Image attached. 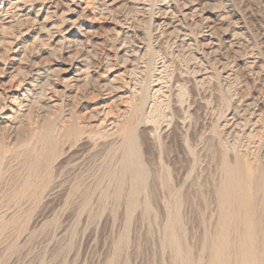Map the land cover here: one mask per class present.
<instances>
[{"label": "rangeland", "instance_id": "1", "mask_svg": "<svg viewBox=\"0 0 264 264\" xmlns=\"http://www.w3.org/2000/svg\"><path fill=\"white\" fill-rule=\"evenodd\" d=\"M6 1L14 0H0V117L14 115L13 122H21L14 133H9L7 127L0 128V145L10 148L4 153L0 201L5 208L11 206L17 211L14 216H0V249L6 253L5 258L15 253L14 264H208L210 236L207 234L212 231L213 223L209 218L210 206L197 193L193 205L182 207L185 213L192 210V218L182 221L181 230H174L184 235L186 252H181V258L171 248L159 249L157 239L163 231L159 220L154 218V207H150V218L144 215V207L124 218L117 203L104 200L100 206L105 211L97 216L100 223L94 221L97 217L87 219L88 210L80 216L74 210L77 205L66 197L65 182L67 170L79 161L80 171L92 169L87 181L94 180L95 166L100 161L88 152H78L72 163L57 173L63 183L61 188L65 187L56 199L39 204L26 197L9 200L7 194L24 170L22 156L26 154L21 145L28 133L39 131L55 115L84 114L98 103L109 117L120 119L128 111L129 115L135 104H140L138 100L145 90L148 102L156 104L150 118H165L172 113L175 103L186 111L189 106L186 97L194 95L189 91L191 82L197 77L204 78L205 86L196 93L197 103L181 114V118L196 124L205 134L210 129V139L224 128L228 110H236L239 126L257 120L264 127V0H108L104 5L95 0H78L76 8L73 0H52L45 7L42 0H26L29 4L24 10L28 17L47 11L48 26L54 28L52 35L40 42L34 41L38 38L36 31L26 32L25 26L10 16L11 11L8 15L3 12ZM61 18L70 23L62 25ZM205 18L210 23L209 30ZM33 24L29 22L27 26ZM71 65L76 68L72 74L78 68L82 70V83L75 84L69 80L70 76L66 77ZM181 75L188 83L179 82L176 89H171L170 80ZM156 81L160 84L163 81L158 97L150 91ZM102 84H108V95L100 92ZM64 86L66 91L61 94ZM81 103L86 110L80 111ZM123 123L120 120L119 127ZM155 145L148 144L151 154L164 158L165 144ZM107 183L110 182L105 179L101 188H107ZM121 237L124 242L114 246V240ZM0 258L3 264L6 260Z\"/></svg>", "mask_w": 264, "mask_h": 264}, {"label": "bare ground", "instance_id": "2", "mask_svg": "<svg viewBox=\"0 0 264 264\" xmlns=\"http://www.w3.org/2000/svg\"><path fill=\"white\" fill-rule=\"evenodd\" d=\"M95 1L104 5L108 0ZM50 2L52 0H42L41 4L44 6V4L48 5ZM72 3L75 6L78 0H73ZM28 4L29 2L26 0L6 1L2 10L6 15L10 14L11 11L10 16L23 24L26 32L30 29L36 31L38 38L34 41L40 42L44 37H50L54 28L51 25L48 26L50 18H48L47 11L38 12L34 18L28 17L24 10V7ZM195 11L196 9L193 10V13ZM43 14H45L44 17ZM193 15L191 16L193 17ZM36 18H39L40 21H37ZM204 21L209 30L210 23L208 19L205 18ZM29 22H33L34 27L27 26ZM60 22L62 25L70 23L63 18ZM119 34L120 32H118ZM176 41L175 39L174 43ZM73 65L69 66L70 68L66 70L65 75L66 77L70 76L69 80L75 84L82 83V70L78 68L77 73L72 74L76 69L72 67ZM182 76L176 78L174 76L169 82V87L171 89L175 88L179 82L188 83L183 80L184 77ZM100 78L103 77L100 76ZM111 82V80L108 81V83ZM203 83H205L204 78H195L189 87V91L194 95L188 96L191 99L186 97L189 100L186 111L179 107L181 104L175 103L172 106V113L165 116V118L162 115L159 119L150 118L156 104L151 105L148 102L147 90L142 92L140 99L138 98L140 104H135L131 108L130 114L128 115V111L120 119L109 117L108 112H104L102 105L99 103L84 114L74 112L59 117L55 115L52 122L49 121L48 125L41 127L37 132L28 133L25 141H23L21 147L25 149L26 154L22 156L24 157V160L22 159L24 170L14 180V184H12L14 188L10 189L12 191L7 194V197L10 198L9 200L12 197H26L31 199V202L33 200V202L39 204L56 199L57 193L64 191L63 188L65 187L64 185L61 188L63 183L60 181V174L57 173L70 165L72 163L71 159L78 152H88L92 158L100 161L99 165L95 166L94 180L91 183L87 181L91 176L92 169L90 171L86 170L87 172L80 171L79 161L78 163L73 162L71 168L67 170V183L65 182L68 194L66 197L74 206L77 205L74 210L78 214L80 213V216L88 210L90 212L88 213V220L91 221L97 216L99 217V214H103L105 211L104 206L102 209V206H100L104 200H111L114 205L117 203L124 218L131 217L140 207L145 208V210L143 208L144 215L150 218V207H154L156 209L154 218L159 220L160 230L163 231L162 237L159 236L157 239L159 249L163 251V248H171L175 255L181 258V252H186L183 248L184 235L182 233L176 234L174 230H181L182 221L192 218V210H187L188 212L185 213L182 207L183 205L192 204L197 193V196L200 195L201 199L204 198L205 203L210 206V209L208 208L210 214L209 212L208 214L210 221L213 223L212 231L207 234V236H210V259L208 264H264V148L262 151V147H264V139L262 138L264 127L260 126L257 120L245 124L243 127L239 126L236 124L238 122L235 119L236 110H226L224 128L221 132L219 130V134L210 139V129L205 134L204 131L197 129L196 124L192 125V123H188L184 118H181V114L187 113L197 103L196 93H199L198 89L202 87ZM161 84L158 81L152 83V86L149 84L150 91L153 93L152 96L155 97V95L160 94ZM108 88V84H102L100 92L108 95ZM62 91H66L65 86L61 89V94ZM20 95L22 94L20 93ZM165 97H168V95ZM82 105V103L79 104L80 111L86 110ZM49 107L51 106L49 105ZM11 114L13 113L11 112ZM2 115L0 117L1 130L4 129L3 127H7L5 129L8 132L10 131L9 133H14L21 121L13 122L14 115ZM122 119L124 123L119 127ZM118 127L120 131H118ZM183 134H185L184 137ZM176 135L180 137L174 139ZM158 142L164 143L166 148V155L164 154L165 156L162 159L156 158L154 153L152 155L148 149V144H156L155 146H157L159 145ZM1 145L0 183H2L5 173L2 167L5 165L4 153L8 149H4L5 146L2 147ZM173 152L176 154L175 157ZM87 169L89 170L88 167ZM11 178L13 177L11 176ZM105 179L110 183H107L108 187L103 189L101 185ZM93 182H98L99 185L93 187L91 185ZM0 210V216H3V218L9 215L14 216L17 212L14 207L5 208L1 201ZM98 217L94 220L95 222L99 221ZM168 230H171L170 233L167 232ZM123 239L121 237L114 240V246L124 242ZM7 246L15 248L13 245ZM5 254L0 249V257L5 258ZM14 254L8 255L3 264H14L16 261L13 257ZM1 261L3 260L0 258V264Z\"/></svg>", "mask_w": 264, "mask_h": 264}]
</instances>
